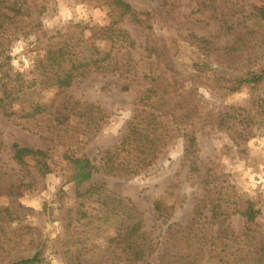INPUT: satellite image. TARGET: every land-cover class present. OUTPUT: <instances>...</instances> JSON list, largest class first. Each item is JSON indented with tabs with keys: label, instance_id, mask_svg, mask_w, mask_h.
<instances>
[{
	"label": "rangeland",
	"instance_id": "374dc122",
	"mask_svg": "<svg viewBox=\"0 0 264 264\" xmlns=\"http://www.w3.org/2000/svg\"><path fill=\"white\" fill-rule=\"evenodd\" d=\"M39 1L46 8L39 21L19 31L12 41L10 37L5 39L12 70L24 73L28 94H22L16 101L17 117L9 118L0 109V165L14 180L20 182L25 178L13 159L12 144L19 142L49 149L52 171L45 177L38 176L34 189L18 190L17 201L8 215L9 232L18 243L12 254L30 255L31 246L25 242L33 235L45 244L43 264H78L74 260L80 254L77 251L81 249V258H84L99 254L101 247L111 242L114 228L96 216L99 196H78L75 179L78 168L72 156L88 157L97 164L102 161L118 164L117 156H107L105 160L103 157L106 151L120 144L130 119L142 109L140 97L149 94L147 88L155 83L160 86L173 83L174 86H168L172 90L170 94H187L193 100L191 103L199 104L198 114L179 126L180 130L173 133L174 138L156 162L142 172L98 171L80 185V192H86L93 185H103L106 189L102 194L114 192L131 198L143 212L146 228L153 229L156 241L163 239L170 223L189 225L196 207L203 205L204 199L211 206V198L221 194L233 210L243 208V200L252 199L260 210L258 222L252 229L256 240L264 238V81L244 83L238 90L229 89L227 86L233 84L235 78L247 76L248 68L222 69L219 65L210 70L196 68L195 62H202L205 57L180 36L181 31L190 29L216 38L217 43H226L233 34L219 35L221 14L237 22L239 16L248 14L264 0H240L245 4L240 11L238 1L233 4L230 0H219L214 17V6L210 5L203 8L202 14H192L196 19L186 16L198 9L202 0H127L139 9L154 12L152 31L129 18L123 22L137 40L132 50L131 71H90L75 77L64 91L44 82L49 72L45 62L47 48L58 40L61 31L74 34L76 40L85 28V36L91 40L94 26L112 22L111 7L108 0ZM204 14L207 17L202 21ZM97 43L107 49L112 45L107 40ZM154 45L158 51H152ZM247 46L251 51L257 50L253 37L248 38ZM3 58L0 57V62ZM125 62L123 60V64ZM157 76L161 79H153ZM37 109L47 113L58 111L69 119L53 128H48L45 122L37 123L32 116L28 123L23 116ZM169 121L172 122V116ZM185 124L187 131L197 134L201 147V168L197 171L192 170V162L185 157L186 136L181 130ZM155 125L162 126L159 120ZM240 132L248 138L243 139ZM208 170L217 177L213 183L217 186L213 192L206 193L204 174ZM25 181H30V177ZM159 197L173 206L165 223L155 210ZM10 199L8 191H0L1 208ZM82 200L91 213L88 218L76 213ZM210 206L206 208L207 213ZM228 222L236 233L246 230L245 216L239 211H233ZM248 241L238 243L237 247L248 245Z\"/></svg>",
	"mask_w": 264,
	"mask_h": 264
},
{
	"label": "trees",
	"instance_id": "16d2710c",
	"mask_svg": "<svg viewBox=\"0 0 264 264\" xmlns=\"http://www.w3.org/2000/svg\"><path fill=\"white\" fill-rule=\"evenodd\" d=\"M218 1L211 0L208 3L207 0H202L199 8L192 10L191 15L186 17L196 19V16L192 14L198 12L200 15L203 13V8L210 5L214 6L213 16L217 11ZM230 1L233 4L238 1V11L245 8L243 1ZM41 2L39 0H0V57H4L0 62V109L9 118L19 115L16 101L22 98V94H28V85L23 72H13L10 63L11 54L5 39L10 37L12 41L19 31L39 21L46 11L45 5H41ZM108 4L111 7L112 22L104 26H94L91 40L85 36V28L76 40H74V34L70 35L69 32L58 33V40L53 41L46 50L45 62L48 63L49 72L44 82L64 91L72 84L75 77L90 71L123 73L131 71L132 50L137 46V40L123 22L129 18L134 24L152 31L154 12L139 9L127 0H108ZM204 15L200 18L202 21L206 20L207 14ZM222 15L219 35L233 34V38L228 39L226 43H217L216 38L211 39L190 29L188 32H180L182 39L195 45L205 57L202 62L197 61L194 65L196 68L207 70L214 65H219L222 69L247 67V76L237 77L233 84L227 86L231 90H238L247 82L264 81V3L255 5L248 14L239 16L237 22L232 21L231 17ZM250 37H253L255 41L256 51H251L247 46V40ZM99 40L111 41V48H103L97 43ZM158 50L156 45L152 46V51ZM123 60L126 64H123ZM259 65L260 67L256 68ZM153 79L160 80L161 77L157 76ZM171 84L174 86L173 83L163 86L155 83L147 88L146 91L149 94L140 97L139 106L142 109L130 119L120 144L106 151L103 157L105 160L107 156H117L118 164L112 165L103 161L97 164L91 158L77 157L73 154L72 161L78 168L75 178L78 196L86 198L97 194L100 205L95 207L96 216L108 222L115 232L114 238L101 247L99 254L93 253L81 258V249L77 251L80 254L74 257L76 263L264 264V238L256 240L255 230L252 229V225L258 222L260 210L252 199L243 200V208L234 210L231 205L225 203V198L221 194L211 198V206L207 205V200L204 199V204L196 207L195 216L189 225L178 226L170 223L163 239L156 241L153 237V229L146 228L143 212L131 198L114 192L102 194V190L106 189L103 185H93L86 192H80V185L91 179L98 171L125 174L142 172L156 162L174 138L173 133L180 130L179 126L198 114L201 109L199 104L191 103L193 100L189 99L187 94H170ZM173 95L179 98L177 96L173 98ZM183 100H187L185 104H181ZM176 103L179 104L176 106ZM31 116L37 123L45 122L48 128L63 124L69 119V116H64L61 112L47 113L40 109L30 114L26 113L23 117L28 119L26 121L29 123ZM169 116H172V122L169 121ZM156 120L161 122V127L155 125ZM187 128V124L181 128L186 136L185 157L192 162V170L197 171L201 168V162H199L202 159L201 147L197 134L194 131H187ZM240 134L243 139L248 138L242 132ZM12 150L13 159L20 166L19 172L24 173L25 178L20 182L14 180L13 176L7 173V169L0 165V191H8V196L11 197L4 208L0 207V264H43L45 244L33 235L25 242L28 247L31 246L30 255L18 257L12 254V250L18 243L9 232L8 215L17 201L18 190L34 189L37 186V177H45L52 171L50 150L22 145L19 142L12 144ZM27 177H30V181H25ZM204 177V192H213L217 186L213 184L217 177L209 170ZM84 203V200L80 202L76 213L81 218H88L91 213ZM208 206H210V212L207 213ZM172 209L173 206L163 198L156 199L155 210L158 218L164 223L169 221ZM233 211H239L245 216L247 227L242 234L236 233L228 222ZM210 230H212L211 233ZM247 237L249 239H245ZM245 240H249L246 243L248 245L237 247L238 243ZM83 245L82 248L85 247Z\"/></svg>",
	"mask_w": 264,
	"mask_h": 264
}]
</instances>
